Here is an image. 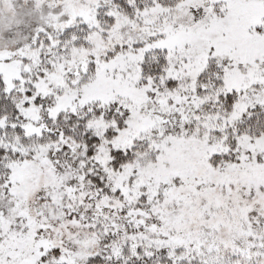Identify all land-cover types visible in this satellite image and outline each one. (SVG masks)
<instances>
[{
    "label": "snow or ice",
    "instance_id": "6c2138e0",
    "mask_svg": "<svg viewBox=\"0 0 264 264\" xmlns=\"http://www.w3.org/2000/svg\"><path fill=\"white\" fill-rule=\"evenodd\" d=\"M0 264H264V0H0Z\"/></svg>",
    "mask_w": 264,
    "mask_h": 264
}]
</instances>
